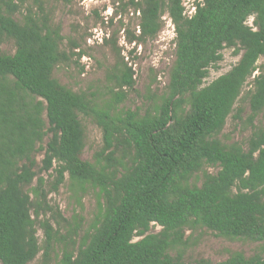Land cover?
Instances as JSON below:
<instances>
[{"label":"trees","instance_id":"1","mask_svg":"<svg viewBox=\"0 0 264 264\" xmlns=\"http://www.w3.org/2000/svg\"><path fill=\"white\" fill-rule=\"evenodd\" d=\"M33 2L36 10L26 8L17 20L24 0H0V44L10 39L15 45L12 54L0 50V264H28L41 249L48 259L58 231L39 219L40 245L36 221L52 210L47 192L56 191L65 174L77 201L95 191L98 212L78 247L65 248L57 264H209L168 253L183 242L185 229L196 226L264 243V128L253 123L264 109V69L247 93L252 131L246 147L216 137L264 56V0H194L191 10L182 0H129L139 16L129 42L155 37L163 12L175 32L166 91L143 115L118 109L135 84L123 56L109 70L113 84L102 102L52 76L57 64H78L84 51L75 40L61 49L60 26L44 13L42 0ZM230 47L241 51L239 60L205 84L220 51ZM79 114L102 132L94 163L80 158ZM36 149L43 150L39 166ZM204 165L218 169L211 173ZM39 172L52 175L47 189ZM58 218L72 226L59 212ZM151 224L160 230L150 232ZM214 264H264V256L235 252Z\"/></svg>","mask_w":264,"mask_h":264},{"label":"rangeland","instance_id":"2","mask_svg":"<svg viewBox=\"0 0 264 264\" xmlns=\"http://www.w3.org/2000/svg\"><path fill=\"white\" fill-rule=\"evenodd\" d=\"M129 0H42L44 13H46L54 25L60 26V33L64 37L60 45L61 49L67 50L69 43L75 40L79 48L84 51L78 64L72 60L64 64H57L52 71V76L59 83L76 92H85L94 101L102 102L106 95V86H112L113 80L107 76L110 68L116 63L124 61L132 65L134 70L135 84L133 89L127 92L126 98L119 103L118 109L136 110L139 114L151 111L152 102L166 91L169 80V71L174 60V26L166 12L161 15V28L157 35L147 39L141 44L129 42L127 37L138 32V12L128 4ZM194 0H182L187 10L193 8ZM26 8L36 10L33 0H24L20 11L14 14L17 20L22 19ZM190 12V11H189ZM252 17L248 23H251ZM104 40H107L104 42ZM118 49L120 52H118ZM0 50L5 54H12L15 45L12 40L6 39L1 42ZM132 52L130 53L129 51ZM221 60L216 68L210 67L204 83H208L217 76L228 71L240 58L241 51L236 53L234 48H223ZM258 69L248 78L242 88V92L234 104L233 111L227 117L226 122L216 137L224 144L239 142L246 147L247 140L252 128L246 118L250 113L247 93L252 88V78L264 69V56L257 61ZM94 93L93 96H90ZM241 109L239 118H235ZM79 119L84 130V147L80 158L91 163L95 162V152L102 145V132L98 125L90 118L79 114ZM253 123L264 128V109L255 117ZM48 138L45 136L42 145ZM38 144H36V147ZM37 166L43 157V150L36 149L33 153ZM37 169V167L35 168ZM203 169L215 173L216 166L204 165ZM198 174H201L199 172ZM45 181V189L52 181V175L39 172ZM196 181L195 177L191 181ZM200 183V179L196 181ZM36 184V177L31 186ZM33 198V197H32ZM46 200L52 210L40 214L36 221L39 244L43 245V231L37 226L39 219H49L53 228L58 231L53 241L48 259L43 256V249L28 264H57L62 251L75 250L85 233L91 229L98 212V200L94 190L89 189L80 200L72 194L68 175L59 185L56 191L47 192ZM59 214L68 220L69 226L58 218ZM34 216V214H33ZM59 221V223L56 222ZM78 225L75 231L71 228ZM160 226L151 224L150 232H158ZM62 235H67L62 238ZM139 237H135L137 240ZM181 244L172 245L168 249L171 256L180 255L185 262L194 263L205 260L209 264L228 258L235 252H241L244 256H264V243L252 241L247 238H228L219 235L204 226H196L193 229H185Z\"/></svg>","mask_w":264,"mask_h":264}]
</instances>
